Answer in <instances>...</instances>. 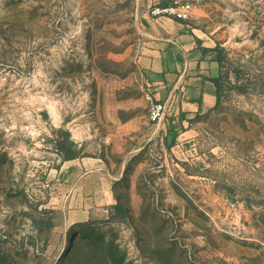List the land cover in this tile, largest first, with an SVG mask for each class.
Listing matches in <instances>:
<instances>
[{"label":"rangeland","instance_id":"rangeland-1","mask_svg":"<svg viewBox=\"0 0 264 264\" xmlns=\"http://www.w3.org/2000/svg\"><path fill=\"white\" fill-rule=\"evenodd\" d=\"M169 1L0 0V264H264V0H194L219 101L178 142L149 122L137 64L140 16ZM58 145L112 200L56 259Z\"/></svg>","mask_w":264,"mask_h":264},{"label":"crops","instance_id":"crops-1","mask_svg":"<svg viewBox=\"0 0 264 264\" xmlns=\"http://www.w3.org/2000/svg\"><path fill=\"white\" fill-rule=\"evenodd\" d=\"M183 1L194 4L192 19L199 17L198 2ZM146 10L140 16L138 68L146 91L167 105L161 127L164 138L184 141L191 133L189 122L216 106L217 90L212 79L218 77L219 67L207 52L215 48V41L198 35L190 21L153 19ZM93 167L74 160L54 171L53 192L46 194L51 196L46 208L53 210L47 255L59 258L62 240L71 228L106 218L112 200L111 185L100 167Z\"/></svg>","mask_w":264,"mask_h":264},{"label":"built area","instance_id":"built-area-1","mask_svg":"<svg viewBox=\"0 0 264 264\" xmlns=\"http://www.w3.org/2000/svg\"><path fill=\"white\" fill-rule=\"evenodd\" d=\"M194 4L188 1L173 0L167 6H152L146 10L149 18L166 17L180 22H188L193 18ZM148 120L152 123L157 131H160L167 116V105L164 102L157 101L146 91ZM49 189V185L42 187L43 190Z\"/></svg>","mask_w":264,"mask_h":264},{"label":"trees","instance_id":"trees-1","mask_svg":"<svg viewBox=\"0 0 264 264\" xmlns=\"http://www.w3.org/2000/svg\"><path fill=\"white\" fill-rule=\"evenodd\" d=\"M168 3L169 2L164 3V4L160 5V6H167ZM211 51H214V49L211 50ZM211 51H207V52H211ZM215 62L217 64H219V60L216 59ZM212 82L214 83V85L216 87V90H217V95H216V106H217L218 101H219V78L217 77L215 79H212ZM57 149H58V151H60L61 155L63 156L64 161H71V160H74V159L77 158L75 153H73L69 148H65L62 145H58Z\"/></svg>","mask_w":264,"mask_h":264}]
</instances>
